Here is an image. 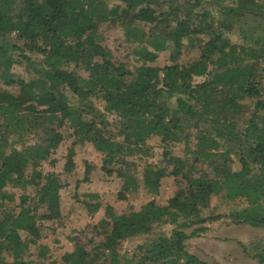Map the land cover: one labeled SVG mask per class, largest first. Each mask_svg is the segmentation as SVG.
Returning <instances> with one entry per match:
<instances>
[{"label": "trees", "instance_id": "trees-1", "mask_svg": "<svg viewBox=\"0 0 264 264\" xmlns=\"http://www.w3.org/2000/svg\"><path fill=\"white\" fill-rule=\"evenodd\" d=\"M116 1L119 4L108 6L105 0H0V78L18 87L15 94L0 90V264L24 263L27 244L41 235L38 206L46 210L40 218L60 215L63 184L58 174L44 173L38 167L59 145L60 130L66 125L79 141L90 142L103 155L101 169L106 175L115 173L121 178L126 176L122 168L127 166L125 157L144 148L145 152L152 136L164 145L194 144L185 148L192 162L169 155L164 146L166 164L147 163L144 168L140 184L152 195L159 193L164 177L182 176L184 186L178 187L165 206L150 199L138 210L120 214L105 206L108 217L93 225L94 237L88 245L76 243L71 252L62 255L66 264H209L189 253L185 244L206 227L193 228L189 234L183 229L216 218L201 212L211 195L220 193L237 205L228 213L233 223L264 228V65H260L264 29L259 24L248 28L234 25L245 13L264 21V11L254 8L258 6L255 0L223 6L220 26L239 31L249 42L232 44L217 32L201 47L198 58L179 63L183 40L192 42L204 30L206 13L199 17L192 12L198 0L193 4L186 0L185 5L170 0L166 10L155 6V0ZM105 21L118 22L135 44L141 64L133 71L124 62L113 61L101 45L98 29ZM140 22L151 26L145 31ZM10 32L20 46L6 40ZM169 45L172 64L151 65ZM12 50H19L18 58L30 72L27 79L12 78L8 73L14 63L9 56ZM25 51L35 52L41 59H33ZM69 64L75 70H69ZM77 69L87 75L83 77ZM195 77L204 79L195 81ZM65 89L75 96L76 104L69 102ZM245 98L252 107L239 101ZM95 100L103 102L102 109L95 106ZM238 114H247L241 130L236 129ZM110 126L115 127V134ZM34 128L45 136L39 143L16 149L8 139L14 129L23 133ZM73 154L69 148L64 163L68 171L73 168ZM231 154L240 164L237 171L226 164ZM196 162L207 163L213 174L192 175ZM89 169L86 162L85 172ZM7 185L35 186L36 201L28 205L27 198L20 195L17 210L5 207L4 200L13 199L4 190ZM136 185L135 178L125 179L118 197L124 198L123 193ZM88 197L95 200L98 194ZM84 204L90 212L100 207L99 202ZM160 222L174 226L167 234H153ZM95 236L101 238L96 241ZM135 237L142 241L119 253L124 242ZM45 250L40 247V256ZM255 250L253 257L263 263L264 250H258V245Z\"/></svg>", "mask_w": 264, "mask_h": 264}, {"label": "rangeland", "instance_id": "rangeland-1", "mask_svg": "<svg viewBox=\"0 0 264 264\" xmlns=\"http://www.w3.org/2000/svg\"><path fill=\"white\" fill-rule=\"evenodd\" d=\"M108 6L112 4H119L116 0H105ZM186 0H179V3L185 5ZM196 0H190L193 4ZM170 0H155L153 3L159 7L160 10H166ZM258 6L254 8L258 11H264V0H255ZM236 0H198V5L192 10L193 14L203 17L202 26L204 30L199 34L193 36L192 42L183 40L181 53L177 58V62L185 63L187 61L196 59L201 54V47L211 38L215 33H220L225 39L232 44H245L249 39L243 37L239 31L225 29L220 26L223 18L222 7L235 6ZM217 4V5H215ZM238 21H235L236 28L255 27L259 24V28L264 29V21L258 16L255 17L250 13L242 15ZM141 27L147 31L150 28L148 23H139ZM209 26V27H207ZM207 28V29H206ZM259 31V30H258ZM257 31V32H258ZM98 34L101 35V45L109 50L111 59L116 62H124L128 68L133 71L135 67L141 64L137 61L135 54V44L126 36L123 28L118 22L105 21L100 23ZM6 40L9 43H14L17 46L21 42L15 39L13 32L6 34ZM19 50H12L9 56L14 60L13 65L8 70L12 74V78L27 79L30 72L24 69V61L18 58ZM25 54L33 59H41V55L35 52L25 51ZM172 46L162 52L158 53L157 58L151 63L153 66L163 67L164 65L172 64L171 61ZM215 58V56H213ZM260 65H264V59L260 61ZM68 69L74 68L73 64L68 65ZM31 71V70H30ZM78 74L85 77L87 74L80 69H77ZM1 74V70H0ZM204 77H195V81H201ZM16 84H6L0 78V90L17 92ZM65 93L69 98V102L76 104L75 96L67 89ZM240 102L248 103L250 107L251 100L249 98L241 99ZM95 106L102 109L103 102L95 100ZM247 114H238L236 116V129L241 130L244 126V121ZM2 118L0 117V123ZM112 134L116 133L114 126L109 127ZM60 130V129H59ZM236 130V131H237ZM62 139L56 147L48 160L40 163L39 169L44 173L55 172L58 174L63 187L60 189V215L55 219H43L40 215L46 212L45 207L40 205L37 208V224L40 227L41 235L35 243H28L25 254L23 256V264H66L62 255L71 252L75 248V244L88 245L90 238L94 237L93 225L98 223L102 218H107L105 214V206L110 205L115 214L129 212L131 210H138L143 204L150 199H153L157 204L165 206L167 200L180 186H184L185 182L181 179L182 176H177L174 179L169 175L161 180L159 193L152 195L148 193L140 184L144 168L147 163L164 165V146L171 156L179 158H186L189 162L193 161L190 154L185 152L186 144L188 146L194 145L192 141L189 142H170L163 144L159 137L152 136L147 140V149L140 152H133L125 157L127 166L124 167L126 176L124 178L118 177L115 173L106 175L101 169L102 154L96 151L92 144L87 141H79L78 137L72 133V129L68 125L61 128ZM185 133H188L186 130ZM45 136L40 129H33L32 131L18 133L14 129L12 134L8 136L9 141L16 149H22L24 146L36 144L41 142ZM74 151L72 160L73 168L66 170L64 163L67 158L68 149ZM223 149V148H222ZM219 148L218 150H222ZM167 154V156H168ZM231 160L227 161V166L232 171H237L240 164L237 158L231 154ZM86 162H89V172H85ZM192 175H199L207 173L211 176L213 173L207 163L196 162ZM109 166H112L110 164ZM115 167L118 164H114ZM204 171V172H203ZM30 168H27L26 174H29ZM135 178L137 185L133 191L124 192V198L120 199L118 194L121 190V184L125 179ZM4 190L13 195V199H5V207L16 208L19 202L20 195L25 196L26 204H33L37 199L36 187L27 185L25 188L11 187L7 185ZM97 193L98 199L91 200L88 194ZM224 193L211 195L208 207L204 208L201 215L204 217H216L213 220H206L204 223H196L190 227L183 229L187 234L193 228L201 225L206 227V231L198 234L196 237L188 238L185 241L187 251L196 255L200 260L209 264H264L254 258L256 245L258 250H264V228L253 227L248 224H235L228 216V213L236 209V204L232 201L226 200ZM99 202L100 207L95 212H90L84 202ZM239 208V207H237ZM18 208H16L17 210ZM173 224L168 222L157 223L153 228V234H167L173 227ZM21 236L26 239V234L21 233ZM101 236H95V240H99ZM142 241V237H135L131 240L125 241L120 248L119 253L125 250H132L135 244ZM45 248V254L40 256V247ZM4 257L11 261L12 258L8 255Z\"/></svg>", "mask_w": 264, "mask_h": 264}]
</instances>
